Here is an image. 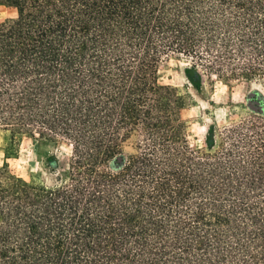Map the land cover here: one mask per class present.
Returning <instances> with one entry per match:
<instances>
[{"label": "trees", "instance_id": "1", "mask_svg": "<svg viewBox=\"0 0 264 264\" xmlns=\"http://www.w3.org/2000/svg\"><path fill=\"white\" fill-rule=\"evenodd\" d=\"M0 134L72 146L55 185L0 166V264H264V114L190 140L170 54L264 84V0H0ZM133 140L134 151L125 154Z\"/></svg>", "mask_w": 264, "mask_h": 264}, {"label": "rangeland", "instance_id": "2", "mask_svg": "<svg viewBox=\"0 0 264 264\" xmlns=\"http://www.w3.org/2000/svg\"><path fill=\"white\" fill-rule=\"evenodd\" d=\"M18 9L0 4V22L16 17ZM192 69V62L172 53L159 65V80L163 84L179 87L193 97V103L183 115L190 121V140L197 146L206 145L211 125L219 127L230 119H237L247 111L258 112L255 107L264 103L262 81L225 80ZM263 114V113H260ZM134 141L125 143V154L134 151ZM72 156V146L64 140L25 136L14 155H8L0 134V166L8 163L11 170L27 179L55 185L66 177Z\"/></svg>", "mask_w": 264, "mask_h": 264}, {"label": "water", "instance_id": "3", "mask_svg": "<svg viewBox=\"0 0 264 264\" xmlns=\"http://www.w3.org/2000/svg\"><path fill=\"white\" fill-rule=\"evenodd\" d=\"M255 109L260 112V113H263L264 114V103L262 104H259L258 106L255 107Z\"/></svg>", "mask_w": 264, "mask_h": 264}]
</instances>
